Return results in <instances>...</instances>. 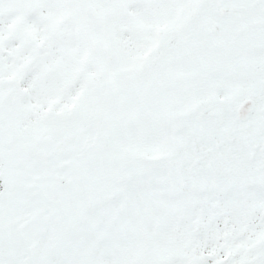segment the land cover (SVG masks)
Instances as JSON below:
<instances>
[{"label": "snow or ice", "instance_id": "6c2138e0", "mask_svg": "<svg viewBox=\"0 0 264 264\" xmlns=\"http://www.w3.org/2000/svg\"><path fill=\"white\" fill-rule=\"evenodd\" d=\"M0 264H264V0H0Z\"/></svg>", "mask_w": 264, "mask_h": 264}]
</instances>
